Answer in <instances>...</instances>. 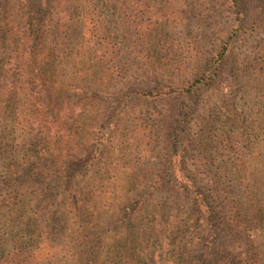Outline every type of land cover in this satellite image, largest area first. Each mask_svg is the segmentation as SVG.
I'll return each mask as SVG.
<instances>
[{"label": "rangeland", "instance_id": "374dc122", "mask_svg": "<svg viewBox=\"0 0 264 264\" xmlns=\"http://www.w3.org/2000/svg\"><path fill=\"white\" fill-rule=\"evenodd\" d=\"M9 1L17 27L29 4ZM42 9L56 29L40 80L0 83V264H203L207 247L206 264H224L250 240L264 249L249 214H264V0ZM228 41L211 87L202 71ZM206 204L229 226L218 239Z\"/></svg>", "mask_w": 264, "mask_h": 264}, {"label": "trees", "instance_id": "16d2710c", "mask_svg": "<svg viewBox=\"0 0 264 264\" xmlns=\"http://www.w3.org/2000/svg\"><path fill=\"white\" fill-rule=\"evenodd\" d=\"M28 7L27 12L21 14L22 19L19 26L16 25V21L12 19V13L15 8L12 7L9 0H0V55L5 54V58L12 63H3L0 65V83L6 79V75L11 72L16 73L15 77L20 79L40 80V63L44 62L42 60V43L48 41L51 38L56 26L49 22V29L44 30V25L47 22V16L43 14V6L48 4V0H27ZM44 16H46L44 18ZM42 17V18H40ZM44 23V24H43ZM230 55V42L224 43L220 48V51L216 53V59L213 61L214 64L208 65L203 72L204 78L212 87L215 83L216 78L219 77L222 66ZM10 68L8 69V67ZM3 92H0V100ZM49 150L43 149L45 155H48ZM223 172L227 171L225 167H221ZM221 185L222 178L217 181ZM203 200V199H202ZM204 212L201 210V214L210 225V233L216 239L219 238L221 231L230 230L229 226L221 222L222 211L221 207L215 209L211 208L209 205H205ZM252 221L256 222L259 226L264 221V214L261 210L253 209L249 213ZM259 224V225H258ZM188 224H182V235L187 238L188 232H190ZM165 231V230H163ZM158 233V237L163 240L164 232ZM249 249L246 258L241 257V255H231L227 253L221 254L224 264H264V249H259L257 246V240L249 241ZM186 243L182 245V252H178L177 255L182 257V263H188V256L190 255L191 249L194 247L193 244ZM208 246V245H207ZM181 249V248H180ZM207 251L203 253L202 259L203 264L207 263L208 255ZM151 249H149V252ZM152 252V251H151ZM153 253L147 255L146 258L150 259ZM145 258V259H146ZM134 264H141L138 260H134Z\"/></svg>", "mask_w": 264, "mask_h": 264}]
</instances>
